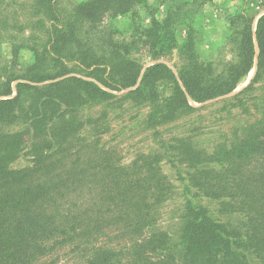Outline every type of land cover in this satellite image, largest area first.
I'll list each match as a JSON object with an SVG mask.
<instances>
[{"label": "trees", "instance_id": "16d2710c", "mask_svg": "<svg viewBox=\"0 0 264 264\" xmlns=\"http://www.w3.org/2000/svg\"><path fill=\"white\" fill-rule=\"evenodd\" d=\"M145 1L86 0L67 10L59 0H0V43L35 54L33 72L10 74L0 84V127L18 120L26 125L19 133L0 131V264H57V253L70 247L84 264H264V119L211 153L187 138L176 140L172 163L184 168L185 194L193 198L185 200L174 232L158 224L160 206L172 193L155 159L125 166L98 134L82 138L80 112L102 104L127 98L146 104V124L155 127L195 113L189 100L205 104L234 93L255 66L256 47L255 77L234 98L263 76L264 14L255 29V17H236L242 28L230 75L206 82L207 69L196 62L181 67L179 78L164 63L144 70L132 57L134 40H117L118 30L106 21L134 16ZM187 21L172 11L143 33ZM80 39L96 41L100 52L83 48ZM153 44L155 57L170 49L163 37ZM156 79L172 87L171 96L159 97ZM95 123L94 131L102 126ZM21 156L30 164L14 169ZM88 186L94 189L89 194ZM199 196L217 200L227 221L198 205ZM235 209L242 216L232 217Z\"/></svg>", "mask_w": 264, "mask_h": 264}, {"label": "rangeland", "instance_id": "374dc122", "mask_svg": "<svg viewBox=\"0 0 264 264\" xmlns=\"http://www.w3.org/2000/svg\"><path fill=\"white\" fill-rule=\"evenodd\" d=\"M59 1L62 8L69 10L86 0ZM188 3H191V0H146L143 6L137 7V15L134 13L133 16V13H130L114 19L108 18L106 25L118 30L119 34L115 36L117 40L121 42L134 40L133 48L136 49V53L132 57L138 64L144 66V70L156 63H164L179 78L178 72L181 67L189 62H196L203 64L207 69L206 82L211 83L210 81L216 80L220 74L225 72L230 75L231 66L238 63L240 41L238 32L242 28L239 23H235L236 17H255V29L258 18L264 14V0H213L202 8L196 5L184 6ZM172 11L176 19L178 16H183L188 21L183 24L177 23L175 26L171 24L167 32L154 31L145 36L143 31L152 27L153 19L162 21ZM15 29L19 31L17 27ZM130 36H133V39ZM158 37H163L165 46L170 49L166 52L159 51L161 55L155 57L151 48H156L153 43L157 42ZM80 41L84 42L83 48L100 52L96 41L94 43H86L85 39L83 41L80 39ZM100 46L103 47V51L107 49L104 45ZM184 48H190L191 53H184ZM29 49H22L18 45L13 50L8 42L0 43V84L4 83L10 74V76L25 77L27 72L31 71L35 54L32 48ZM257 56L258 47H256L253 70L242 80L234 93L205 104H196L189 100L190 104L197 108L195 113L164 120L162 124L155 127H148L146 124V115L149 112L146 104H139L129 98L80 112L79 118L83 125L82 138L90 140L98 134L101 145L116 153L112 157L115 162L128 166L135 161L141 163L144 156L148 159H155L162 174L168 178L169 191L171 188L172 193L170 201L160 206L161 214L158 224L163 230L174 232L177 229L178 217L185 200L193 198L192 194H185L186 172L184 168L178 163L174 167L172 163L174 162L172 147L176 145V140L187 138L196 149L211 153L218 145L234 141L246 126L264 119V72L262 78L247 94L238 99L234 98L254 79L257 70ZM16 84L17 82L13 84V87ZM153 85L157 87V94L160 98H167L173 93L172 87L165 82L157 80ZM14 92L16 95V90ZM91 122H98L95 123V127L98 124L102 126L96 127L94 131L91 129L93 128ZM25 126L22 120H18L1 126L0 131L19 133L26 129ZM29 160L21 156L12 164V167L14 169L24 168L30 164ZM93 191V187L88 186L87 194ZM194 200L198 202V205L209 207L211 211L227 221L228 215L218 213L220 206L217 200L202 196L195 197ZM232 212V217L242 216L241 213H237L236 209ZM113 242L115 245L118 241ZM82 260L71 247L59 251L54 258L57 264H80ZM84 261H82L83 264Z\"/></svg>", "mask_w": 264, "mask_h": 264}]
</instances>
